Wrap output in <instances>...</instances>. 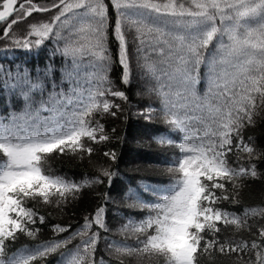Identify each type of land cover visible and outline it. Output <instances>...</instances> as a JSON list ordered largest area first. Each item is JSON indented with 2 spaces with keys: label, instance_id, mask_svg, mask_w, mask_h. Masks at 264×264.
I'll list each match as a JSON object with an SVG mask.
<instances>
[{
  "label": "snow or ice",
  "instance_id": "1",
  "mask_svg": "<svg viewBox=\"0 0 264 264\" xmlns=\"http://www.w3.org/2000/svg\"><path fill=\"white\" fill-rule=\"evenodd\" d=\"M0 25L5 49L49 42L64 61L59 76L51 61L35 75L0 66V90L21 104L0 114V264H47L53 254L56 264H264V199L251 206L243 196L249 179L264 180V145L245 132L264 117V0H0ZM135 75L148 97L138 115L165 126L153 139L171 156L167 180L130 184L121 202L138 212L114 229L106 216L116 201L98 192L82 223L51 224L41 239L42 207L63 211L83 189L111 183L94 145L110 139L100 119L128 103L120 85ZM65 158L87 160L96 175L56 174L51 162ZM101 239L109 260L97 258Z\"/></svg>",
  "mask_w": 264,
  "mask_h": 264
},
{
  "label": "trees",
  "instance_id": "2",
  "mask_svg": "<svg viewBox=\"0 0 264 264\" xmlns=\"http://www.w3.org/2000/svg\"><path fill=\"white\" fill-rule=\"evenodd\" d=\"M32 15L47 16L46 13H33ZM45 44L47 46L42 45L38 51L26 53L20 49H5L4 43L0 42V66H3L4 69H8L9 67L14 69L16 64H19L21 67L26 65L32 71V74L35 75L37 66L44 68L51 61L55 65L57 76H59L61 66L64 62L63 58L59 54L52 55L55 45L49 42H45ZM110 48L113 51V59L115 60V46L111 45ZM82 59L85 65L82 68V72L90 71L91 69L87 66L89 58L85 56ZM68 63L70 64L71 61L69 60ZM118 71L119 65L118 63H114L112 72L110 73L114 81H116ZM201 72H203V66L201 67ZM116 82L117 84L119 83L118 81ZM120 88L126 92L128 103L124 104V102H120L122 110L116 116L105 115L100 119L110 139L99 145H94V147L99 148V151L93 154L94 162L102 163L105 167H110L116 174L112 177L110 184L105 181L104 184L83 189L80 198L69 203L63 211H58L55 208L45 209L42 207L40 211L46 215V223L44 225H38L41 228V239H47L51 236V224H70L72 228H75L78 224L82 223L83 215L91 211L98 201L99 197L96 195L98 192H107L116 201L115 203L111 201L108 203L106 216L109 227L114 229L118 225L122 215L131 214L135 216L138 212L136 209L127 208L121 202L123 192L127 190L130 184L134 185L140 179L150 183L167 180V177L160 175V172L165 162L171 159V156L169 152L165 151L167 146L162 147L156 144L153 139L156 131L158 129H164L165 126L158 119L145 120L138 115L141 108L148 103V97L137 95L138 92H142L144 81L141 80L139 75H135L129 86L125 87L120 85ZM197 89L201 93L203 92V81L197 85ZM65 90H67V84H65ZM10 100L12 107L15 110H19L21 104L17 101L16 97L10 96L8 93L0 90V114L6 113ZM153 105L158 106L155 101H153ZM245 132L246 135L252 134L254 136L257 147L264 145V117H257L255 127L246 129ZM104 151H114L116 153V160L112 161L103 157L102 153ZM242 163H246V161H242ZM257 163L259 165V162ZM51 166L56 174L65 175L69 179L76 181L81 180L84 176L91 177L96 175L95 167L89 165L87 160L80 162L67 158L63 160L56 159L51 162ZM247 184L248 187L245 188L243 193L244 202L246 205L256 206L264 199V180L249 179ZM219 207L230 211L239 210V212H243L242 205L231 204L227 201H222ZM48 212H51L50 216ZM107 235L116 240L125 239L124 236L115 231H111ZM21 242H25L23 238ZM72 243L75 244L76 241ZM101 255L104 256L105 260L110 259L105 251L103 239L98 244L97 258ZM47 264H56V254L48 258ZM220 264H228V261L221 260Z\"/></svg>",
  "mask_w": 264,
  "mask_h": 264
}]
</instances>
